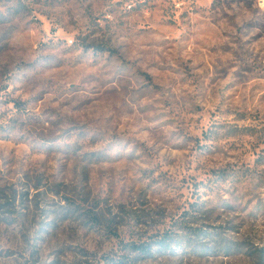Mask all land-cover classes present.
<instances>
[{
	"label": "rangeland",
	"instance_id": "obj_1",
	"mask_svg": "<svg viewBox=\"0 0 264 264\" xmlns=\"http://www.w3.org/2000/svg\"><path fill=\"white\" fill-rule=\"evenodd\" d=\"M120 259L264 264V0H0V264Z\"/></svg>",
	"mask_w": 264,
	"mask_h": 264
},
{
	"label": "trees",
	"instance_id": "obj_2",
	"mask_svg": "<svg viewBox=\"0 0 264 264\" xmlns=\"http://www.w3.org/2000/svg\"><path fill=\"white\" fill-rule=\"evenodd\" d=\"M172 243L173 242H172L170 235L166 233H162L161 235L155 237V239H152L151 241L142 242V243H135V242L131 243L130 249H132L133 251H137L142 255H150L153 249H156V250L159 249L161 251L164 249L166 250L168 248H171ZM126 248H127V245H126ZM121 262L122 264L124 263L122 259H120L119 261L115 263L120 264Z\"/></svg>",
	"mask_w": 264,
	"mask_h": 264
},
{
	"label": "built area",
	"instance_id": "obj_3",
	"mask_svg": "<svg viewBox=\"0 0 264 264\" xmlns=\"http://www.w3.org/2000/svg\"><path fill=\"white\" fill-rule=\"evenodd\" d=\"M181 5V3H176V6H180ZM71 42H73V40H71Z\"/></svg>",
	"mask_w": 264,
	"mask_h": 264
}]
</instances>
